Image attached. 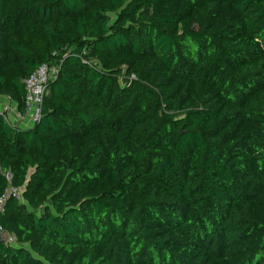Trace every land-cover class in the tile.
<instances>
[{"label": "trees", "instance_id": "1", "mask_svg": "<svg viewBox=\"0 0 264 264\" xmlns=\"http://www.w3.org/2000/svg\"><path fill=\"white\" fill-rule=\"evenodd\" d=\"M45 62L0 264H264V0H0V95Z\"/></svg>", "mask_w": 264, "mask_h": 264}, {"label": "built area", "instance_id": "2", "mask_svg": "<svg viewBox=\"0 0 264 264\" xmlns=\"http://www.w3.org/2000/svg\"><path fill=\"white\" fill-rule=\"evenodd\" d=\"M56 70L57 68L54 64L45 62L39 65L34 72L23 80L25 92L23 98V116L26 117L32 125L40 119L46 83L54 77ZM1 115L3 114L0 113V116ZM3 116L5 121L9 122L7 117L5 115ZM7 178H9V175H7ZM9 193H13L20 197V191L11 188L7 191L6 195L0 198V210ZM7 242L14 243V237L9 235Z\"/></svg>", "mask_w": 264, "mask_h": 264}, {"label": "crops", "instance_id": "3", "mask_svg": "<svg viewBox=\"0 0 264 264\" xmlns=\"http://www.w3.org/2000/svg\"><path fill=\"white\" fill-rule=\"evenodd\" d=\"M0 113L5 115L10 123L22 127L30 128L33 125L23 116V110L18 109L17 104L7 96L0 95Z\"/></svg>", "mask_w": 264, "mask_h": 264}, {"label": "water", "instance_id": "4", "mask_svg": "<svg viewBox=\"0 0 264 264\" xmlns=\"http://www.w3.org/2000/svg\"><path fill=\"white\" fill-rule=\"evenodd\" d=\"M9 237V233L6 231H3V229L0 226V242H6Z\"/></svg>", "mask_w": 264, "mask_h": 264}, {"label": "rangeland", "instance_id": "5", "mask_svg": "<svg viewBox=\"0 0 264 264\" xmlns=\"http://www.w3.org/2000/svg\"><path fill=\"white\" fill-rule=\"evenodd\" d=\"M111 16H112V17H115V15H114V14H112ZM9 190H10V189H9ZM9 190H8V191H9Z\"/></svg>", "mask_w": 264, "mask_h": 264}]
</instances>
